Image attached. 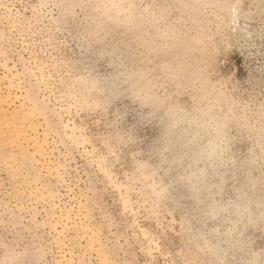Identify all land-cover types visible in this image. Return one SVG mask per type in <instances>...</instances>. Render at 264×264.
Listing matches in <instances>:
<instances>
[{
  "label": "rangeland",
  "instance_id": "obj_1",
  "mask_svg": "<svg viewBox=\"0 0 264 264\" xmlns=\"http://www.w3.org/2000/svg\"><path fill=\"white\" fill-rule=\"evenodd\" d=\"M0 264H264V0H0Z\"/></svg>",
  "mask_w": 264,
  "mask_h": 264
}]
</instances>
